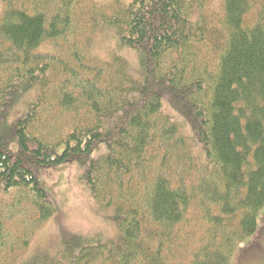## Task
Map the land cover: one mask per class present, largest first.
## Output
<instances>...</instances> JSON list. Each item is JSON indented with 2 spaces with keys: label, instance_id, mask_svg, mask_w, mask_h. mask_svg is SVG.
<instances>
[{
  "label": "trees",
  "instance_id": "trees-1",
  "mask_svg": "<svg viewBox=\"0 0 264 264\" xmlns=\"http://www.w3.org/2000/svg\"><path fill=\"white\" fill-rule=\"evenodd\" d=\"M214 1L2 0L0 264H232L257 237L264 0ZM72 163L118 237L26 257L59 211L37 172Z\"/></svg>",
  "mask_w": 264,
  "mask_h": 264
},
{
  "label": "rangeland",
  "instance_id": "rangeland-1",
  "mask_svg": "<svg viewBox=\"0 0 264 264\" xmlns=\"http://www.w3.org/2000/svg\"><path fill=\"white\" fill-rule=\"evenodd\" d=\"M102 5L110 4L115 0H96ZM129 3L131 0H123ZM223 0H215L213 8L218 10ZM2 0H0L1 10ZM105 33V31H104ZM114 35V34H113ZM111 34H103L97 40L98 48L93 53L98 56H107L110 51L117 49L116 39ZM101 42V44L99 43ZM134 70L139 68L138 54L136 52H124ZM31 94L26 95L9 117L13 123L20 118L27 109L25 103L30 100ZM38 180L41 187L57 204L59 211L49 219L45 225L37 230L25 256H34L39 252L56 253L61 249L62 241L68 234H80L86 238H99L103 241L114 240L118 237L115 222L112 220V212L104 209L91 196L86 184L81 179L82 168L76 164L62 165L54 170L39 171ZM8 196H2L5 199ZM264 209L259 217L260 230L255 239L249 245H244L243 252L236 253L232 264H264ZM258 242L261 248H255L254 243ZM241 247V246H239ZM249 249V251H247ZM248 256L245 260L240 257Z\"/></svg>",
  "mask_w": 264,
  "mask_h": 264
},
{
  "label": "flooded vegetation",
  "instance_id": "flooded-vegetation-1",
  "mask_svg": "<svg viewBox=\"0 0 264 264\" xmlns=\"http://www.w3.org/2000/svg\"><path fill=\"white\" fill-rule=\"evenodd\" d=\"M256 247L258 248V247H259V245L257 244V245H256Z\"/></svg>",
  "mask_w": 264,
  "mask_h": 264
},
{
  "label": "bare ground",
  "instance_id": "bare-ground-1",
  "mask_svg": "<svg viewBox=\"0 0 264 264\" xmlns=\"http://www.w3.org/2000/svg\"><path fill=\"white\" fill-rule=\"evenodd\" d=\"M69 88V87H68ZM65 93V92H64ZM25 177V176H24Z\"/></svg>",
  "mask_w": 264,
  "mask_h": 264
}]
</instances>
